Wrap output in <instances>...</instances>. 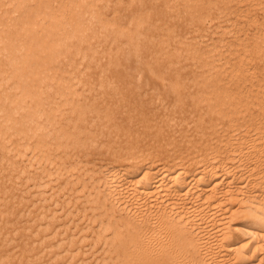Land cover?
<instances>
[{
  "label": "bare ground",
  "instance_id": "6f19581e",
  "mask_svg": "<svg viewBox=\"0 0 264 264\" xmlns=\"http://www.w3.org/2000/svg\"><path fill=\"white\" fill-rule=\"evenodd\" d=\"M0 264H264V0H0Z\"/></svg>",
  "mask_w": 264,
  "mask_h": 264
}]
</instances>
